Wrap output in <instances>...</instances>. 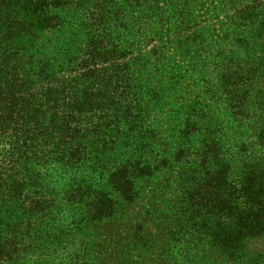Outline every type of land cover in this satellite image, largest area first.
Masks as SVG:
<instances>
[{
	"label": "trees",
	"instance_id": "obj_1",
	"mask_svg": "<svg viewBox=\"0 0 264 264\" xmlns=\"http://www.w3.org/2000/svg\"><path fill=\"white\" fill-rule=\"evenodd\" d=\"M203 1L0 0V264H264V0Z\"/></svg>",
	"mask_w": 264,
	"mask_h": 264
},
{
	"label": "rangeland",
	"instance_id": "obj_2",
	"mask_svg": "<svg viewBox=\"0 0 264 264\" xmlns=\"http://www.w3.org/2000/svg\"><path fill=\"white\" fill-rule=\"evenodd\" d=\"M204 1L201 0L202 4ZM203 21V22H202ZM202 33L216 32L224 27V23L216 22L202 15L199 18ZM134 214V209L130 215ZM126 214L117 219L116 225L111 229L109 226L105 229V235L102 244L99 246V255L97 256L100 264H134V244L130 238L134 234V221L132 216Z\"/></svg>",
	"mask_w": 264,
	"mask_h": 264
}]
</instances>
